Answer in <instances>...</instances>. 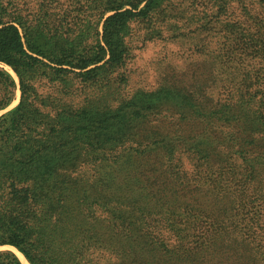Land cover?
Segmentation results:
<instances>
[{
	"label": "trees",
	"instance_id": "obj_1",
	"mask_svg": "<svg viewBox=\"0 0 264 264\" xmlns=\"http://www.w3.org/2000/svg\"><path fill=\"white\" fill-rule=\"evenodd\" d=\"M51 1L0 0V113L21 92L0 116V249L30 264H173L183 241L161 246L166 234L207 215L224 234L184 264H264V0H208L192 19L203 59L127 97L132 24L155 26L173 0H117L78 35ZM176 16L153 32L181 28ZM152 242L171 258L153 262ZM0 264L23 262L0 250Z\"/></svg>",
	"mask_w": 264,
	"mask_h": 264
},
{
	"label": "rangeland",
	"instance_id": "obj_2",
	"mask_svg": "<svg viewBox=\"0 0 264 264\" xmlns=\"http://www.w3.org/2000/svg\"><path fill=\"white\" fill-rule=\"evenodd\" d=\"M115 1L117 0H59V4H55L53 1H51V7L54 11L55 18L60 17V20L62 19L63 21L59 22L68 23V27L73 28L72 30L78 35L82 27V20L87 17L90 18V15H94L98 19L101 18L105 9L110 7V5H112L110 3ZM204 1L205 0H173L172 3H169L170 6L166 11L168 14L164 13L163 16L159 15L153 18V22H156L155 26H152L148 23L132 24V30L130 34H128L129 36L127 38L129 44H131L132 47V60L127 66L129 77L131 79L128 83V86L126 85V88L124 91H122L123 96L127 97L142 89H156L163 83V73L166 71L167 67H172L181 73L187 72L193 67L194 63H198L203 59L200 51H194V49L192 50V42H194L192 37L201 33V31L196 32L197 23H194L192 19L194 15H198L199 13L202 15L208 3V0H206V2ZM56 6H59V8L53 9ZM143 6L144 4L142 7ZM126 8H130V6H127ZM180 13H182L183 17L180 20L181 28L176 29L170 24V26H166L163 29L162 37H159V32H153L162 25L165 26L166 23L164 20L168 21L169 23L177 22L178 18L176 15H179ZM111 14H113V12H108L106 17L110 16ZM199 23H201V21H199ZM92 31L93 28H90L83 34L88 35ZM100 31H103V21L101 22ZM203 36L205 35L202 33L200 37L202 38ZM201 65V71H208L210 69L208 62L205 64L202 63ZM2 66H4L19 82L17 75L11 67L7 65ZM20 97L21 92L18 90L17 99L10 107V110L19 104ZM169 99H172L171 95ZM174 99L175 100L173 102H176V104H180L182 101L180 97H176ZM80 100L82 99L79 98L76 101ZM3 114L0 113V116ZM197 182H199V179H197ZM241 205V212L239 214L240 218H250L247 215V212L251 213L248 210V207H244V204ZM251 210L254 211L253 207ZM187 216L188 221L182 225V231L179 233V236L173 238L170 233H167L166 236L168 237L169 241L160 243L161 246H170L176 244L177 241L179 243L180 241L178 239L180 238L181 241H183V246H178L177 249L174 250V256L171 258L169 255H162L158 245L155 242H152L154 244L150 245V250L152 251H149V256L153 262L159 259L169 260V258H171L170 262L173 264H178L179 262L184 264V260H187L189 256L191 259H195L196 262H200L202 257L212 254V249H209L213 243L212 240L215 239V234H217L219 231V233L222 232V234H224L223 229H218L219 231L217 230L211 235L210 233L212 227L209 225L210 219L207 215H201L198 221L194 219V217L190 218V215ZM146 240L148 239H145V242ZM237 241L235 240V244ZM185 244L186 246H184ZM184 247L188 249L191 248L190 252H186ZM12 248L14 247H5L4 249L2 248L0 250H10L15 253ZM212 248H215V246ZM249 254L254 255L255 251L252 249ZM225 255H230L229 251H222V254L218 255L217 257L219 259H224Z\"/></svg>",
	"mask_w": 264,
	"mask_h": 264
},
{
	"label": "bare ground",
	"instance_id": "obj_3",
	"mask_svg": "<svg viewBox=\"0 0 264 264\" xmlns=\"http://www.w3.org/2000/svg\"><path fill=\"white\" fill-rule=\"evenodd\" d=\"M14 251H15V253L17 254V256L20 258V260L23 262V264H30L29 262H28V260L26 259V257L21 253V252H19L17 249H15V248H12Z\"/></svg>",
	"mask_w": 264,
	"mask_h": 264
},
{
	"label": "water",
	"instance_id": "obj_4",
	"mask_svg": "<svg viewBox=\"0 0 264 264\" xmlns=\"http://www.w3.org/2000/svg\"><path fill=\"white\" fill-rule=\"evenodd\" d=\"M19 91H20V90H19ZM9 110H10V108H9L8 110H6V111L2 112V114H3V113H6V112H7V111H9ZM3 249H4V248H3Z\"/></svg>",
	"mask_w": 264,
	"mask_h": 264
}]
</instances>
